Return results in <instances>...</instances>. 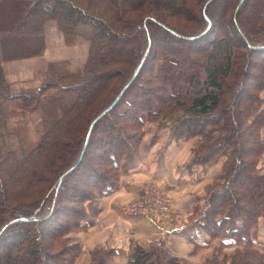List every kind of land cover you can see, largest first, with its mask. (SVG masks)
I'll return each instance as SVG.
<instances>
[{
    "label": "trees",
    "instance_id": "obj_1",
    "mask_svg": "<svg viewBox=\"0 0 264 264\" xmlns=\"http://www.w3.org/2000/svg\"><path fill=\"white\" fill-rule=\"evenodd\" d=\"M48 21L67 43L89 41L86 61L50 62L38 86L13 93L3 63L42 54ZM32 110L38 140L12 145L10 119ZM146 119L199 139L190 165L221 163L188 217L219 239L201 264H264V0H0V264H75L70 234L116 190ZM116 253L94 249L88 264ZM127 264L188 263L160 241L133 244Z\"/></svg>",
    "mask_w": 264,
    "mask_h": 264
},
{
    "label": "crops",
    "instance_id": "obj_2",
    "mask_svg": "<svg viewBox=\"0 0 264 264\" xmlns=\"http://www.w3.org/2000/svg\"><path fill=\"white\" fill-rule=\"evenodd\" d=\"M47 43H51L48 36L45 51L48 50ZM6 65L4 62L13 93L37 86H16ZM144 130L141 151L123 161L116 190L98 198L99 214L87 219L85 231L70 234V240L82 248L75 264H88L90 251L94 249H115L117 253L108 264H127L133 244L149 246L160 241L165 243L172 255L183 258L188 264H201L212 256L214 247L219 244V239L208 243L203 231L187 224L188 216L203 202L204 187L219 177L221 163L190 165L192 150L200 144L197 137L169 139L167 128H157V123L149 121L145 122ZM260 170L264 172V163L260 165ZM147 178H153L174 196L178 218L173 223L164 226L149 217L133 215L126 210L125 205L137 198L139 186ZM221 239L229 241L232 237L228 232ZM196 243L202 246L197 247L198 251L194 253ZM234 249L228 247L225 251L232 254Z\"/></svg>",
    "mask_w": 264,
    "mask_h": 264
},
{
    "label": "rangeland",
    "instance_id": "obj_3",
    "mask_svg": "<svg viewBox=\"0 0 264 264\" xmlns=\"http://www.w3.org/2000/svg\"><path fill=\"white\" fill-rule=\"evenodd\" d=\"M216 10H217V7H216ZM45 34H46V37L48 36L50 38V42H51V43H47V46H48L47 51L44 50V52L40 55L5 61V63H7L6 65L7 69L10 71V76H12V78L14 77L13 83H15L16 86L18 84L21 86V88L24 86L26 87H30L34 85L38 86L42 82V79L44 77V72L47 70L50 62H57L58 63L57 68L60 71L62 70V68L77 71L83 67V64L86 61L88 50H89V41L87 39L82 38V37H77L73 43H67L63 38L62 32L58 29L54 21H48L46 23ZM157 38L159 39V38H164V37L160 36ZM58 39H60L61 42H59ZM18 114L19 115L17 116V118L15 117L13 119H10V122L8 124L9 126L8 131L16 133L10 136V143L16 146L20 142L21 139L28 141L29 144L35 143L38 140L39 134L42 131L41 111L40 110H34V111L32 110L29 112L20 111ZM146 121L148 120L146 119ZM165 128L168 129V127H165ZM21 137H24V138H21ZM95 151L96 149H93V148L90 149L88 155L89 156L92 155ZM192 156H193V150H192ZM262 160H264V155L262 156L259 165L264 163V161ZM221 168L222 167L220 166V171H221ZM149 180H153V182L157 185V187L163 191V193L165 194L164 198L167 199V201H169L170 207H171L170 211L167 214H165L162 217L158 216L160 219L154 218L153 220H156L157 222H159L161 225H164V226L169 223H173V221H175L178 218L177 217L178 215L175 213L177 207H176L174 196L168 193L169 191L166 190L162 185H160L153 178H147L144 180L143 183L145 184ZM204 190H205V187H204ZM137 198L134 200H131L129 203L136 201ZM126 205H125V208H126ZM72 233H76V232H72ZM254 240L256 243V247L260 251L264 252V223L263 222L260 223L258 229L254 232ZM197 251H198V248H195L194 253Z\"/></svg>",
    "mask_w": 264,
    "mask_h": 264
},
{
    "label": "built area",
    "instance_id": "obj_4",
    "mask_svg": "<svg viewBox=\"0 0 264 264\" xmlns=\"http://www.w3.org/2000/svg\"><path fill=\"white\" fill-rule=\"evenodd\" d=\"M164 193L153 180L139 186V196L136 201L126 205V210L133 215L147 216L151 219L167 214L171 207L169 201L164 198Z\"/></svg>",
    "mask_w": 264,
    "mask_h": 264
}]
</instances>
